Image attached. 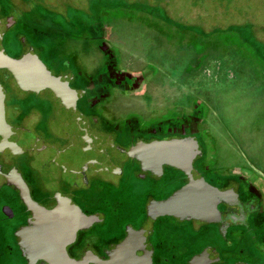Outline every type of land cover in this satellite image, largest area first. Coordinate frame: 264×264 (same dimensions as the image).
<instances>
[{
  "label": "flooded vegetation",
  "instance_id": "flooded-vegetation-1",
  "mask_svg": "<svg viewBox=\"0 0 264 264\" xmlns=\"http://www.w3.org/2000/svg\"><path fill=\"white\" fill-rule=\"evenodd\" d=\"M10 15L15 22L3 35L5 52L18 58L32 48L78 96L63 101L48 88L23 90L0 69V264H49L41 258L30 263L23 253L18 232L33 218L25 198L47 210L73 208L74 223L80 213L95 217L65 246L67 257L81 264H104L129 237L150 264H189L204 251L205 264H264V173L255 170L259 179L251 169L217 161L201 98L191 93L183 103L155 100L147 81L159 65L145 60L138 61V70L124 67L102 26L98 35L82 36L91 37L102 56L85 69L72 60L77 51L62 43L78 44L77 36L47 33L0 8V17ZM161 109L157 120H148L147 112ZM184 137L198 144L193 167L229 194V202H218L214 221L152 211L151 202L165 199L188 178L166 164L159 172L142 170L126 153L138 142ZM193 234L204 239L197 248H191Z\"/></svg>",
  "mask_w": 264,
  "mask_h": 264
},
{
  "label": "rangeland",
  "instance_id": "rangeland-1",
  "mask_svg": "<svg viewBox=\"0 0 264 264\" xmlns=\"http://www.w3.org/2000/svg\"><path fill=\"white\" fill-rule=\"evenodd\" d=\"M44 3L46 8L49 1ZM52 3L55 7L49 9L65 20L40 8L42 13L29 18V24L47 33L77 36L78 44L62 42L72 53L77 51L72 57L76 66L87 69L101 61L91 37L82 36L98 35L103 27L124 67L138 70V61L145 60L159 65L160 71L153 69L156 74L147 81L155 100L183 103L191 93L201 98L220 164H237L262 179L255 170L264 173V0ZM70 27L74 29L65 30ZM162 110L147 112L148 120H157ZM203 241L193 234L191 248Z\"/></svg>",
  "mask_w": 264,
  "mask_h": 264
},
{
  "label": "water",
  "instance_id": "water-1",
  "mask_svg": "<svg viewBox=\"0 0 264 264\" xmlns=\"http://www.w3.org/2000/svg\"><path fill=\"white\" fill-rule=\"evenodd\" d=\"M15 22L13 15L0 17V69H7L23 90L40 91L50 89L63 101L78 96V91L69 88L66 78H58L50 73L32 48L18 58L9 56L2 45V38L8 28ZM4 88L0 84V110L3 108ZM194 137L171 138L138 142L126 150V153L140 161L142 170L159 172L163 164L183 171L188 181L162 200L153 201L149 208L160 214H168L181 219H198L214 221L218 219L217 204L229 202L228 193L220 191L207 183L193 167L192 160L199 154ZM33 212L30 224L18 232L23 253L31 263L37 258L49 264H81L67 257L65 246L69 236L77 228L90 224L94 216L78 214L74 223L73 208L60 206L52 210L40 207L30 198H25ZM135 239L129 237L110 251V258L104 264H150L144 256L136 254ZM206 252L194 256L189 264H205Z\"/></svg>",
  "mask_w": 264,
  "mask_h": 264
},
{
  "label": "trees",
  "instance_id": "trees-1",
  "mask_svg": "<svg viewBox=\"0 0 264 264\" xmlns=\"http://www.w3.org/2000/svg\"><path fill=\"white\" fill-rule=\"evenodd\" d=\"M44 1L46 2V0ZM44 1L40 2L39 0H0L1 13L16 14L18 19L27 20L28 18L39 16L40 13H42V11L40 10L41 8L43 9V12L44 10L46 12L48 11V14H50L51 17L53 16L54 18V16H59V18H63L62 20H65V18L61 14H58L56 13V11L51 10V9H54L55 7V4L52 3V0H47L49 1V5L46 6V8L43 7V4L46 5ZM73 29H74L73 27H70L65 30L71 31ZM62 32H65V31H62ZM68 34H70V32Z\"/></svg>",
  "mask_w": 264,
  "mask_h": 264
}]
</instances>
